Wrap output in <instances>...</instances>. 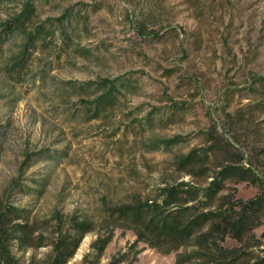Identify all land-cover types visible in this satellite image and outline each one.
<instances>
[{
	"label": "rangeland",
	"instance_id": "374dc122",
	"mask_svg": "<svg viewBox=\"0 0 264 264\" xmlns=\"http://www.w3.org/2000/svg\"><path fill=\"white\" fill-rule=\"evenodd\" d=\"M25 4L33 11L23 10V29L3 36ZM262 76L264 0H0V207L23 209L40 227L56 212L101 217L170 179L175 157L208 145L209 134L262 177ZM105 84L112 98L97 111ZM250 111L247 136L227 139L228 121ZM228 185L241 199L260 192ZM253 232L264 243V224ZM95 238L85 235L67 264ZM134 239L116 228L100 264ZM125 261L175 264V254L139 242Z\"/></svg>",
	"mask_w": 264,
	"mask_h": 264
},
{
	"label": "trees",
	"instance_id": "16d2710c",
	"mask_svg": "<svg viewBox=\"0 0 264 264\" xmlns=\"http://www.w3.org/2000/svg\"><path fill=\"white\" fill-rule=\"evenodd\" d=\"M25 8L33 11L31 5H23L15 18L1 25L3 36L23 29ZM256 82V103L264 112V76ZM105 86L94 100L97 111L112 98L114 87ZM253 117V111L240 112L229 120L227 139L246 137L243 130L254 124ZM209 135L205 147L175 157L170 179L164 177L144 195L130 193L128 200L110 205L101 217L72 214L66 218L56 212L41 221L44 226L40 227L23 209L0 207V264H67L89 233H95L96 238L78 264H100L116 228L131 230L135 239L130 250L109 264H132L125 260L139 242L161 254L174 253L175 264H264V243L253 232L264 224V175L261 177L252 163H244L241 153L221 147L219 137ZM178 139H160L151 149L169 148ZM241 181L255 185L260 192L249 199L236 197L235 187L228 184ZM227 239L237 245H226ZM143 248L136 249L134 258Z\"/></svg>",
	"mask_w": 264,
	"mask_h": 264
}]
</instances>
